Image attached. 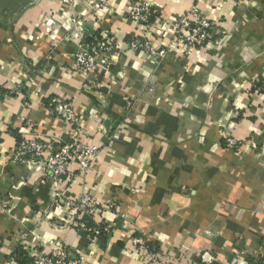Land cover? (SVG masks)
<instances>
[{
	"label": "crops",
	"instance_id": "0c3cea01",
	"mask_svg": "<svg viewBox=\"0 0 264 264\" xmlns=\"http://www.w3.org/2000/svg\"><path fill=\"white\" fill-rule=\"evenodd\" d=\"M107 1L110 12L97 0H0V264L20 246L51 244L83 264H146L151 253L165 264L262 259L264 0H145L164 19L152 26L160 48L192 10L212 22L205 47L162 59L127 49L138 33L127 15L140 0ZM95 33L115 39L114 60L84 90L74 55ZM56 95L100 148L89 174L72 166L58 204L45 168L10 158L23 138L66 139L69 126L50 111ZM84 194L105 207L99 237L74 228L66 207Z\"/></svg>",
	"mask_w": 264,
	"mask_h": 264
},
{
	"label": "built area",
	"instance_id": "2783aa9c",
	"mask_svg": "<svg viewBox=\"0 0 264 264\" xmlns=\"http://www.w3.org/2000/svg\"><path fill=\"white\" fill-rule=\"evenodd\" d=\"M97 2L102 11L110 12L107 0H97ZM127 17L138 31L128 42L127 49L131 52H145L162 59L174 51L188 54L205 47L211 39L212 22L197 10H192L189 15L182 16L171 24V40L166 48H160L159 40L152 31L154 22H164L161 14L152 4L145 0L133 3ZM83 36L80 39L79 49L74 55L73 71L86 79L87 84L83 89L87 90L89 85L94 84L98 79H106L109 75L116 43L111 36L102 37L96 33L91 34L88 39ZM75 39L74 33L66 36V41ZM262 81L264 87V77ZM147 90L151 97L156 95L154 87H149ZM2 96L0 91V98ZM99 97L104 98L103 95ZM25 106L29 107L30 104L26 102ZM50 111L69 126L66 139L47 142L36 136L23 138L11 150L10 158L12 162L20 165L33 164L45 168L53 182L54 201L58 204L63 200L66 183L72 179V166L77 165L81 175L89 174L98 165L100 148L88 140L82 119L67 98L62 95L53 96ZM227 141L230 147H239L236 140L227 137ZM66 207L72 216L74 228L89 235L100 233V225L96 224L95 220L103 213L105 207L96 197L84 194L79 200H68ZM84 217L89 218L91 222L84 221ZM147 243L148 240L142 238L135 237L131 240L133 246H146ZM25 250L31 264H83L80 256L69 251L62 244H51L48 252L36 246H30ZM177 260L180 262L182 258ZM254 260L256 261L253 264H264V256L262 259L254 258ZM7 264H17L16 252ZM146 264L165 263L158 254L151 253ZM209 264L215 263L210 261Z\"/></svg>",
	"mask_w": 264,
	"mask_h": 264
},
{
	"label": "trees",
	"instance_id": "16d2710c",
	"mask_svg": "<svg viewBox=\"0 0 264 264\" xmlns=\"http://www.w3.org/2000/svg\"><path fill=\"white\" fill-rule=\"evenodd\" d=\"M90 37V34H88V37L86 39H88ZM84 221L86 222H91V220L89 218H86L84 217L83 218ZM100 233L97 234V235H92L94 237H99L102 235L104 229L102 227V225H100ZM16 255H17V264H31V260L29 259L28 255H27V252L26 250L23 248V247H19L17 250H16Z\"/></svg>",
	"mask_w": 264,
	"mask_h": 264
}]
</instances>
